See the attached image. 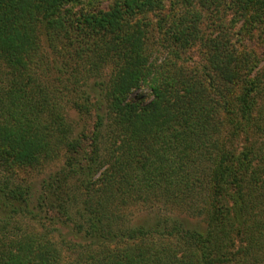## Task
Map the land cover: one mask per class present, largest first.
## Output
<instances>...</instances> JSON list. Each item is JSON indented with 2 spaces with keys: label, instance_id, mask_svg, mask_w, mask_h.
Here are the masks:
<instances>
[{
  "label": "trees",
  "instance_id": "16d2710c",
  "mask_svg": "<svg viewBox=\"0 0 264 264\" xmlns=\"http://www.w3.org/2000/svg\"><path fill=\"white\" fill-rule=\"evenodd\" d=\"M0 264H264V0H0Z\"/></svg>",
  "mask_w": 264,
  "mask_h": 264
},
{
  "label": "rangeland",
  "instance_id": "374dc122",
  "mask_svg": "<svg viewBox=\"0 0 264 264\" xmlns=\"http://www.w3.org/2000/svg\"><path fill=\"white\" fill-rule=\"evenodd\" d=\"M143 93L145 94L146 97L149 96L148 90L145 89L143 91ZM59 166H60V163L52 164L51 166H49L47 169H45L42 172H33V173H28V174L22 175V176L25 177L26 179H29L32 182L36 183L37 188H41L42 180L44 178H46L51 171L56 170ZM144 212H145L144 208L139 207L137 209H133V211H131L129 216L133 215L134 217H136V215L142 214ZM24 222H25V224H24L25 226H26V224H30L28 219H25Z\"/></svg>",
  "mask_w": 264,
  "mask_h": 264
}]
</instances>
